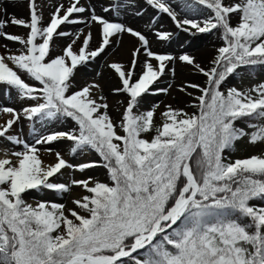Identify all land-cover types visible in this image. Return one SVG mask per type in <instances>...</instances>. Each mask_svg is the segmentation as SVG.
<instances>
[{
  "label": "snow or ice",
  "instance_id": "1",
  "mask_svg": "<svg viewBox=\"0 0 264 264\" xmlns=\"http://www.w3.org/2000/svg\"><path fill=\"white\" fill-rule=\"evenodd\" d=\"M27 7L25 19L0 5V39L18 45L13 52L0 44V90L27 102L0 107L11 114L0 138L18 146L0 151V264H264V82L226 87L241 70L264 68V0H183L182 11L200 19L182 18L170 0H109L104 14L88 0H69L47 23L39 0ZM147 7L184 32L218 33L222 46L209 66L153 50L144 32L119 19ZM77 25L84 27L73 31ZM154 35L168 41L172 33ZM125 36L135 41L128 61L106 64L118 83L107 94L99 80L81 83V69ZM60 38L69 42L59 47ZM178 63L203 84L178 86L191 98L185 107L145 110L148 96L170 94L172 83L159 85L175 79ZM110 95L124 99L113 104ZM25 120L34 142L13 134ZM61 142H70L72 157L99 159L71 163L54 147ZM242 142L260 151L234 158ZM94 168L106 179L87 174ZM66 171L83 178L62 182ZM33 191L69 203L29 202Z\"/></svg>",
  "mask_w": 264,
  "mask_h": 264
},
{
  "label": "rangeland",
  "instance_id": "2",
  "mask_svg": "<svg viewBox=\"0 0 264 264\" xmlns=\"http://www.w3.org/2000/svg\"><path fill=\"white\" fill-rule=\"evenodd\" d=\"M47 0H39V3L43 6V14L49 9L51 4H47ZM52 3H55V6L59 3H64L65 6H68L69 0H51ZM55 1V2H53ZM59 2V3H58ZM88 2L94 4L96 6V11L98 14L102 13V6H106L109 3V0H88ZM126 2V0H125ZM173 7L179 3L181 7L176 8L178 12L181 13V17L183 18L187 15L189 18H203L202 13H186L182 11L183 8V0H170ZM28 0H15V3H12V0H0V5L7 8L9 14H15L17 18H27L28 17ZM140 3L143 4V0H140ZM21 4L22 7L18 10L17 6ZM52 11H48L47 17H45V23L49 20V14ZM206 14V12L204 13ZM0 18H6L4 16H0ZM156 19V23H150L151 20ZM119 19L132 27L141 30L144 32L149 39L152 41L153 50L158 52L171 53L173 55L180 54H189L196 57L197 61L201 63V65L205 68L209 66V62L214 58L217 53V49L222 46V41L219 38L218 33H209V34H200L196 33L193 35L189 32H184L178 29L173 21L166 15L156 12V10L147 7L145 14L143 16H135L133 15V10L128 9L127 13H121ZM83 25H77L72 28V30H76L77 28H83ZM68 30V29H66ZM167 31L172 33L171 39L168 41H158L154 35L155 31ZM8 33L13 34H24L25 29L18 26H9L5 29ZM93 33L95 34L98 29L95 27L92 28ZM67 38H60L57 40V44L59 47L65 46L69 41ZM132 38L125 36L120 44L114 47L111 51L108 52L106 56L103 58H97V60L90 62L86 67L82 68L80 71V81L83 83L84 81H92L94 79L99 80L101 83L105 85V94L108 93V89L118 83L115 80L112 72L106 67V64L109 62H118L123 61L127 62L129 59V41ZM8 43L9 48L16 52L18 50V45L15 43L7 42L0 39V44ZM135 41L132 40V44ZM126 46V50H128L127 55L122 54V47ZM132 46V45H131ZM3 51V49H0ZM204 52L202 58L199 57V53ZM177 75L173 80L170 77L162 78L163 82L160 83V87H166L169 83L173 84V88L170 90L169 95L159 94L148 96L146 98V102L144 104V109L150 108L153 104H160V108L163 109L164 105L171 104L173 107H185L186 104L190 101V97L181 93L178 90V86L188 82H195L203 84L205 78L193 71L189 66L177 64ZM251 73V74H250ZM264 82V68H256L255 70H241L235 76L229 78L226 82V87H237L241 90H246L251 87H254L256 84ZM189 91H193L189 89ZM198 95L199 93H195ZM124 99L123 96L110 95L109 101L113 103L116 100ZM27 102L19 99L15 91H12L11 94L6 93L3 90H0V107H13L17 110H20L23 106L26 105ZM187 111H194L192 108H186ZM112 114L115 116V108L112 109ZM9 119H11V114L0 112V124L6 123ZM70 126V124H69ZM39 125L37 128L39 129ZM57 130H65V126L58 125ZM13 134H19L22 139H26L29 142H34V137L31 132V124L28 121H23L19 126H14ZM70 142H61L59 144L54 145L57 150H61L62 154L65 155V158L68 159L71 163H85L90 162L92 160H98L99 158L94 153L82 154L77 157H72L68 155L67 149ZM18 150V146H13L11 144L5 143L2 138H0V151L3 150ZM260 151V147H253L246 142H242L238 144V149L234 153V158L236 157H244L250 154H254ZM45 161L47 163H53L54 157L45 156ZM89 175L95 176L100 180L106 179V171L103 168H94L88 170ZM75 176L76 178H83L82 174L76 172L73 173L71 171H66L65 176L62 178V182H67L71 177ZM79 193V190H74L73 195ZM69 197H60L53 192H45V193H37L33 191L31 195L28 197L29 202H35L37 200H50L54 202H63L69 203Z\"/></svg>",
  "mask_w": 264,
  "mask_h": 264
},
{
  "label": "bare ground",
  "instance_id": "3",
  "mask_svg": "<svg viewBox=\"0 0 264 264\" xmlns=\"http://www.w3.org/2000/svg\"><path fill=\"white\" fill-rule=\"evenodd\" d=\"M55 1H57V0H55ZM55 1H53V2H55ZM46 2H48L47 4H51V6L49 7V9L46 11V13H44V19H45V17H47V13H48V11H54V6H55V3L53 4L52 3V1L51 0H47ZM59 3V2H58ZM20 6H22L21 4H18V6H17V8H18V10H20L22 7H20ZM66 40H68V39H66ZM128 45V48L130 49L131 48V45H132V40L131 41H129V44H127ZM127 45H125V47H122V54L123 55H127V52H128V50H126V46ZM203 54H204V52H201V53H199V57L203 60V58H202V56H203Z\"/></svg>",
  "mask_w": 264,
  "mask_h": 264
}]
</instances>
